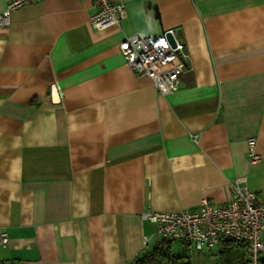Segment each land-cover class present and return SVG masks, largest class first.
Wrapping results in <instances>:
<instances>
[{
    "label": "crops",
    "instance_id": "crops-1",
    "mask_svg": "<svg viewBox=\"0 0 264 264\" xmlns=\"http://www.w3.org/2000/svg\"><path fill=\"white\" fill-rule=\"evenodd\" d=\"M121 2L105 29L93 0H36L0 27V264L133 263L157 243L147 207L223 204L236 177L264 195V0ZM170 29L187 71L162 95L119 43Z\"/></svg>",
    "mask_w": 264,
    "mask_h": 264
},
{
    "label": "built area",
    "instance_id": "built-area-1",
    "mask_svg": "<svg viewBox=\"0 0 264 264\" xmlns=\"http://www.w3.org/2000/svg\"><path fill=\"white\" fill-rule=\"evenodd\" d=\"M36 0H10L0 13V27L10 21L16 7ZM125 16L121 0H93L90 23L95 29H105L120 24ZM170 33L174 46L168 41ZM126 64L137 74L147 76L162 95L170 94L181 86L187 71L185 44L175 29L151 35L133 33L119 43ZM57 89V88H56ZM59 97L61 92L57 89ZM250 163L261 160L256 150V139H247ZM229 197L223 204H214L202 198L197 207L179 211H157L147 207L141 212L143 221L154 225L151 237L180 242L192 256L202 249L221 250L225 241L245 243V264H262L264 256V195L251 190L244 177L229 183ZM5 231H0V243H7ZM147 242L144 237L143 243ZM129 264H135L129 263Z\"/></svg>",
    "mask_w": 264,
    "mask_h": 264
},
{
    "label": "trees",
    "instance_id": "trees-1",
    "mask_svg": "<svg viewBox=\"0 0 264 264\" xmlns=\"http://www.w3.org/2000/svg\"><path fill=\"white\" fill-rule=\"evenodd\" d=\"M174 241L163 239L157 241L155 246L142 254L135 264H192L190 256L182 253L177 254L174 251ZM246 250L245 243L225 241L219 251L220 264H245L244 254ZM264 264V256L261 259Z\"/></svg>",
    "mask_w": 264,
    "mask_h": 264
},
{
    "label": "rangeland",
    "instance_id": "rangeland-1",
    "mask_svg": "<svg viewBox=\"0 0 264 264\" xmlns=\"http://www.w3.org/2000/svg\"><path fill=\"white\" fill-rule=\"evenodd\" d=\"M184 253L190 255L187 250ZM190 260L192 264H220L219 250L204 248L201 251L194 252L190 256Z\"/></svg>",
    "mask_w": 264,
    "mask_h": 264
},
{
    "label": "water",
    "instance_id": "water-1",
    "mask_svg": "<svg viewBox=\"0 0 264 264\" xmlns=\"http://www.w3.org/2000/svg\"><path fill=\"white\" fill-rule=\"evenodd\" d=\"M166 37H167L168 41L171 43V45L174 46L173 38H172V36H171V34L169 32L166 33Z\"/></svg>",
    "mask_w": 264,
    "mask_h": 264
}]
</instances>
